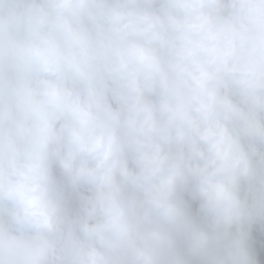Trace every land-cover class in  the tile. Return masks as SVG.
I'll return each mask as SVG.
<instances>
[{"label": "clouds", "instance_id": "clouds-1", "mask_svg": "<svg viewBox=\"0 0 264 264\" xmlns=\"http://www.w3.org/2000/svg\"><path fill=\"white\" fill-rule=\"evenodd\" d=\"M0 264H264V0H0Z\"/></svg>", "mask_w": 264, "mask_h": 264}]
</instances>
